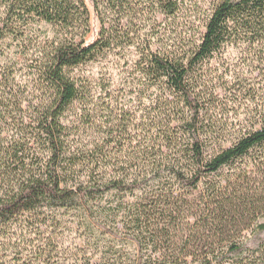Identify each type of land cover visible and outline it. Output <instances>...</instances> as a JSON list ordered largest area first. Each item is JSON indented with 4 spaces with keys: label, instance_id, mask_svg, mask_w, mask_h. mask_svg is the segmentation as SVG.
Listing matches in <instances>:
<instances>
[{
    "label": "trees",
    "instance_id": "obj_1",
    "mask_svg": "<svg viewBox=\"0 0 264 264\" xmlns=\"http://www.w3.org/2000/svg\"><path fill=\"white\" fill-rule=\"evenodd\" d=\"M91 3L102 30L87 44L91 14L84 0H0V48L12 40L25 56L38 49L28 68L43 94L27 143L11 149L0 145V226L41 209L81 210L94 218L103 212L100 205L107 196L140 192L143 198L137 203L143 213L132 216L138 233L158 215H167L175 232L192 226L190 244L199 254L187 255L189 264H264V183L256 190L251 185L256 172L264 175V99L250 127L229 140L231 133L211 113L216 95L204 89L198 76L228 46L247 45L258 56L264 54V0H216L197 29L198 37L165 51H156L150 41L137 43L135 27L122 26L123 19L135 14L134 0ZM152 8L173 19L182 4L152 0ZM41 25L49 31L40 41L36 33ZM131 46L140 50L133 66L137 88L148 96L156 93L158 121L141 132L142 141L138 134L119 131L120 138L109 148H74L66 116L78 102L84 110L92 104L90 88L74 75L75 69ZM34 147L43 155L36 161ZM227 168H235V175L221 181L218 177ZM150 184H158L157 189L149 191ZM255 219L250 235L242 237L243 226ZM157 230L163 239L169 236ZM159 262L188 264L180 257L175 263L165 261L163 254Z\"/></svg>",
    "mask_w": 264,
    "mask_h": 264
},
{
    "label": "rangeland",
    "instance_id": "obj_2",
    "mask_svg": "<svg viewBox=\"0 0 264 264\" xmlns=\"http://www.w3.org/2000/svg\"><path fill=\"white\" fill-rule=\"evenodd\" d=\"M84 1L91 14V32L86 43L92 44L99 38L102 25L91 0ZM178 1L182 4L180 13L168 19L152 8V0H134L135 14L123 19L122 26L135 27L137 43L150 41L156 51L184 47L198 37L197 29H201L203 17L216 0ZM3 15L4 8L0 5V19ZM47 31L49 27L41 25L36 33L40 41ZM0 49V145L11 149L16 143H27L31 138L33 129L29 125L41 110L43 94L28 68L34 65L38 49L30 50L25 56L12 40H7ZM261 57L264 58V54L258 56L256 48L232 45L199 70L204 89L214 93L218 101L211 113L221 127L231 133L229 140L236 139L245 127H250L254 110L264 99ZM139 58L140 50L136 46L123 47L75 69L74 75L90 88L92 104L84 110L78 102L66 116L74 148L103 145L109 148L112 141L120 138L119 131L138 134L142 141L144 135L141 132L150 127L151 121H158L156 93L150 92L148 96V92L143 94L137 88L138 76L133 66ZM136 145L135 138L133 147ZM126 147L130 148L128 144ZM34 148L32 159L36 161V157L43 155L39 148ZM120 158H126V154H121ZM234 175L235 168H227L218 179L223 181ZM263 183L264 175L256 172L251 178L252 189H260ZM157 185L150 184L149 191L156 190ZM261 197L264 198L263 192ZM141 198L140 192L133 197L107 196L99 210L104 213L98 212L94 216L101 226L81 210L41 209L20 215L11 223L0 226V264H136L139 261L160 264L161 254L165 255V261L175 263L180 257L183 263L189 264L191 260L186 258L187 255L199 252L191 246L193 227L183 226L175 232L165 220L168 216L158 215L152 220L154 222L143 227L144 233L140 235L132 216L137 211L143 213L144 207L137 203ZM255 224L256 219L249 220L240 235L249 236V227ZM157 229H163V234L168 232L169 236L163 239L162 232ZM148 230L150 233L145 234Z\"/></svg>",
    "mask_w": 264,
    "mask_h": 264
}]
</instances>
